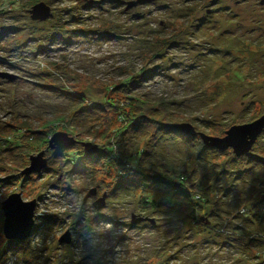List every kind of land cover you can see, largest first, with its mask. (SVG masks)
I'll return each mask as SVG.
<instances>
[{
  "label": "rangeland",
  "instance_id": "obj_1",
  "mask_svg": "<svg viewBox=\"0 0 264 264\" xmlns=\"http://www.w3.org/2000/svg\"><path fill=\"white\" fill-rule=\"evenodd\" d=\"M137 1L0 0V74L14 79L0 78V264H264V132L247 159L159 132L156 162L189 174L175 185L136 188V157L129 173L106 162L126 158L131 99L164 100L171 125L215 138L264 117V0ZM94 105L111 109L79 135L70 120ZM57 134L74 150L50 149ZM15 194L37 208L32 235L10 241Z\"/></svg>",
  "mask_w": 264,
  "mask_h": 264
},
{
  "label": "trees",
  "instance_id": "obj_2",
  "mask_svg": "<svg viewBox=\"0 0 264 264\" xmlns=\"http://www.w3.org/2000/svg\"><path fill=\"white\" fill-rule=\"evenodd\" d=\"M132 85L133 84H131L130 80L126 79L124 83H116L114 91L116 94L126 95ZM131 100L129 105L131 106V111L134 116V120L130 119L129 124H127L125 130L122 131L123 137L126 138L125 142L123 143V146L118 145V147L120 148L123 147L120 149L118 155H125L126 158L116 156L115 158L110 159L111 157L108 155L110 158L108 157L106 162L117 169H121L124 172L129 173V161L130 159L136 157L138 162L137 171L135 173L130 174L131 177L135 178L134 182H138V184L135 183L136 185L134 184L135 186H133L136 188H148V186H151L152 184H157L159 183V181L164 182L166 185H175L174 182H176V180H181L182 182H189V174L186 169L181 167L177 171H173L172 169L170 170V168L162 167L159 162H156L157 157L155 156V151L158 143V133L162 132L163 134L168 133L174 135L173 133L177 134L179 132L177 131L176 127H174V125H171L172 119L170 118H173V116L170 115V109L167 106L166 101L163 100L160 102H151L143 97ZM94 106L95 107L90 108L85 107L80 111H76L75 116L70 120L71 124H73L75 126V129L78 130V133H80L79 135L83 134V131L88 132L86 130L87 127L90 124L94 123L95 119L99 120V117H101V119L103 120L105 118L104 116H106L109 113V110L111 109L103 105ZM149 126H152L155 129L154 133L149 132ZM179 134H181L180 137L182 139H186L187 141H189L187 143L188 147L192 148L194 146V148H196L197 142L195 140L199 141L198 144L202 142V139H200V137H193L191 135H186V133L184 134L180 132ZM119 142L120 141L118 139V143ZM193 143L196 144L194 145ZM201 148L211 150L216 153L224 154V152L210 147L201 146ZM254 149L256 150V145L254 146L253 150ZM71 150H74V148H72ZM200 151L201 149L199 150V152ZM231 152H233V150ZM251 153L243 157L237 156V158L247 159V157L249 158V156L251 157L254 155ZM57 155L59 154L57 153ZM70 164L73 165V163L71 162ZM98 165H100V163H97L96 168H98ZM88 167L89 166H86V168ZM120 175L122 176L123 173H120Z\"/></svg>",
  "mask_w": 264,
  "mask_h": 264
},
{
  "label": "water",
  "instance_id": "obj_3",
  "mask_svg": "<svg viewBox=\"0 0 264 264\" xmlns=\"http://www.w3.org/2000/svg\"><path fill=\"white\" fill-rule=\"evenodd\" d=\"M153 1L154 0H138L137 2H130L128 3L127 9H132L139 4L143 5L145 3H152ZM31 13L33 16V20H46V18L49 16L50 10L49 8H46L44 4H39L33 8ZM137 17L139 16L137 15ZM0 78H8L14 81L13 78L4 74H0ZM176 129L193 137H200L204 144L210 148H216L218 150L231 149L236 156L243 157L251 153L258 138L263 134L264 117L251 124L232 127L229 131L226 132L224 138H215L202 133H198L196 132L195 128L189 124L180 125L176 127ZM60 137L67 138L65 134H57L50 141V149L61 151L64 148L69 149L75 146V141L69 140V144H65L63 141H59ZM45 151L39 154L37 158L31 156L30 159L32 167L30 169H26L22 173L28 174L32 172H40L41 168H45L47 161L46 159H42L44 157ZM7 178L12 177L9 176ZM3 180L5 179L0 178V185L2 184ZM96 194V189L90 191L88 196L86 197V201ZM103 201L104 200H102V202ZM36 208V201L24 202L20 194L12 195L2 204V210L5 215L4 234L8 240H25L32 235L33 228L35 226Z\"/></svg>",
  "mask_w": 264,
  "mask_h": 264
}]
</instances>
